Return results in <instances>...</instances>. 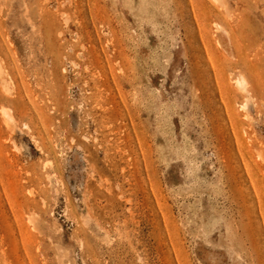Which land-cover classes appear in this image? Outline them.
<instances>
[{"label": "rangeland", "instance_id": "1", "mask_svg": "<svg viewBox=\"0 0 264 264\" xmlns=\"http://www.w3.org/2000/svg\"><path fill=\"white\" fill-rule=\"evenodd\" d=\"M0 264H264V0H0Z\"/></svg>", "mask_w": 264, "mask_h": 264}, {"label": "bare ground", "instance_id": "2", "mask_svg": "<svg viewBox=\"0 0 264 264\" xmlns=\"http://www.w3.org/2000/svg\"><path fill=\"white\" fill-rule=\"evenodd\" d=\"M248 79H246L245 75L241 74L237 77V84L238 86L243 89V90H247V85H248ZM248 105V100H246L244 102V104L242 105V107L246 108ZM6 114H9L8 112H6Z\"/></svg>", "mask_w": 264, "mask_h": 264}]
</instances>
